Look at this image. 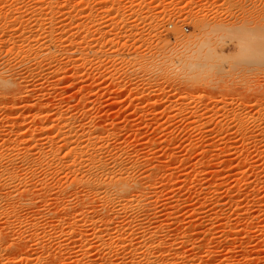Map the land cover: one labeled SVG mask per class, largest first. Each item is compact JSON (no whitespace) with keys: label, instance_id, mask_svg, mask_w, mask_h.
Instances as JSON below:
<instances>
[{"label":"rangeland","instance_id":"rangeland-1","mask_svg":"<svg viewBox=\"0 0 264 264\" xmlns=\"http://www.w3.org/2000/svg\"><path fill=\"white\" fill-rule=\"evenodd\" d=\"M0 72V264H264V0H0ZM91 131L130 208L64 157Z\"/></svg>","mask_w":264,"mask_h":264},{"label":"bare ground","instance_id":"bare-ground-1","mask_svg":"<svg viewBox=\"0 0 264 264\" xmlns=\"http://www.w3.org/2000/svg\"><path fill=\"white\" fill-rule=\"evenodd\" d=\"M105 1V0H104ZM37 4V3H36ZM58 4V3H57ZM108 4V3H107ZM106 4V5H107ZM78 6V5H77ZM101 7V6H100ZM106 7V6H105ZM107 10V9H106ZM53 13V12H52ZM103 14V13H102ZM49 15V14H48ZM82 15V14H81ZM84 15V14H83ZM104 15V14H103ZM91 16V15H90ZM52 17V16H51ZM79 17V16H78ZM99 17V16H98ZM93 18V17H92ZM100 18V17H99ZM102 19V18H101ZM99 20V19H98ZM56 21V20H55ZM59 21V20H58ZM89 21V20H88ZM94 22H96V20L95 21H93L92 23H94ZM101 22V21H100ZM100 22H96L97 24H99V25H96V23H95V25H96V27H98V26H101L100 25ZM103 22V21H102ZM38 23V22H37ZM82 23V22H81ZM93 26H94V24H92ZM103 26V25H102ZM105 26V25H104ZM55 27V26H54ZM83 28V27H82ZM92 28V27H91ZM101 28V27H100ZM78 29V28H77ZM98 29V28H97ZM101 29H103V28H101ZM100 29V34L102 35L101 37H102V39H100V40H97V41H95V42H93V43H88L87 41V45H88V48H89V51H88V48H87V50L86 51H88V52H86V53H88L89 54V56H92L93 58H98L99 59V61H100V58L102 57H100V54L101 55H108L109 56V54L104 50V44H103V40H105V39H107L108 37H109V34H106L105 32L106 31H103V30H101ZM51 30V29H50ZM83 30V29H82ZM53 31V30H52ZM64 31V30H63ZM95 31V30H94ZM92 32V31H91ZM108 33H109V31H107ZM53 33V32H52ZM82 33V32H81ZM90 33V32H89ZM99 33V32H98ZM242 33V32H241ZM246 34V33H245ZM51 35V34H50ZM98 35V34H97ZM48 36H49V34H48ZM54 36V35H53ZM249 36V35H248ZM248 36H246V37H248ZM45 37V36H44ZM52 37V36H51ZM87 37V36H86ZM250 37V36H249ZM92 38H93V36H92ZM244 38V37H243ZM45 39V38H44ZM98 39V38H97ZM247 39H249V38H247ZM62 41H63V39H61ZM74 40V39H73ZM80 40V39H79ZM83 40V39H82ZM108 40V39H107ZM245 40V39H244ZM46 41H48V40H46ZM50 41H51V39H50ZM90 41V40H89ZM93 41H94V39H93ZM106 41V40H105ZM248 41V40H247ZM27 42V41H26ZM72 42V41H71ZM83 42V41H82ZM85 42V41H84ZM92 42V41H91ZM43 43H45V42H43ZM75 43V42H74ZM81 43V42H80ZM47 44H48V42H47ZM242 44V43H241ZM250 44V43H249ZM22 45V44H21ZM80 45V44H79ZM83 45H84V43H83ZM83 45H80V46H83ZM97 45H99L98 47H97ZM257 45V44H256ZM44 46L45 47H48L47 49H45L42 53H41V55H43V57H44V55H48V54H51V53H53V50H52V48H51V46H52V44H51V46L49 45H45L44 44ZM106 46V45H105ZM75 47V46H74ZM80 48V47H79ZM82 48V47H81ZM80 48V49H81ZM199 48H201V47H199ZM245 48H246V46H245ZM248 48V47H247ZM64 49V48H63ZM62 49V50H63ZM83 50H85L84 49V47L82 48ZM81 49V50H82ZM242 49H243V47H242ZM43 50V49H42ZM57 50V49H56ZM67 50V49H66ZM65 50V51H66ZM79 50V49H78ZM253 50H255V49H253ZM55 51V50H54ZM200 51V50H199ZM246 51V50H245ZM25 52V51H24ZM56 52V51H55ZM67 52V51H66ZM78 52H80V51H78ZM243 52V51H242ZM39 53V52H38ZM64 53V52H63ZM68 53V52H67ZM84 52H81V54L82 55H85V57H87L86 56V54H83ZM256 53V52H255ZM31 54V53H30ZM69 54V53H68ZM198 54V53H197ZM248 54V53H247ZM56 55V54H55ZM81 55V56H82ZM193 56L194 57H196L194 54H193ZM193 56H192V58H193ZM206 56V55H205ZM100 57V58H99ZM107 57V56H106ZM201 57V56H200ZM84 58V57H83ZM88 58V57H87ZM86 58V59H87ZM109 58V57H108ZM197 58H198V56H197ZM203 58V57H202ZM85 59V58H84ZM103 59V58H102ZM101 59V60H102ZM105 59V58H104ZM87 63V62H86ZM103 67V66H102ZM195 71V70H194ZM4 73V72H3ZM2 72H0V89H5V90H7L8 88H10L11 86H13V85H17V83L15 84V82H12L11 80H9V79H7V77L6 76H4V74H3ZM189 74V73H188ZM195 76V75H194ZM11 81V82H10ZM13 84V85H12ZM11 85V86H10ZM41 111V110H40ZM39 114V113H38ZM39 117H40V115H39ZM44 117V116H43ZM42 117V118H43ZM39 121V120H38ZM41 121V120H40ZM34 123H35V121H34ZM41 124V123H40ZM66 126V125H65ZM69 127H70V125H68ZM71 126H73V125H71ZM60 127H62V126H60ZM63 128H64V126H63ZM80 128V127H79ZM60 129V128H59ZM58 129V131H60ZM65 129V128H64ZM73 129H75V128H73ZM66 131L67 130H72V129H70V128H67L66 127V129H65ZM62 131H63V129H62ZM66 131H64L65 133H68V132H66ZM75 131V130H74ZM80 131V130H79ZM61 132V131H60ZM71 132V131H70ZM76 132V131H75ZM90 132V131H89ZM96 132H98V131H96ZM62 134H63V132H61ZM63 134V136H66L67 134ZM73 132H71V134H72ZM77 134H79V132L77 131L76 132ZM76 133H73L72 135H75ZM93 133V134H92ZM60 134V133H59ZM77 134H76V136H77ZM89 134V133H88ZM98 134V133H97ZM70 134H68L67 136H69ZM80 135V134H79ZM78 135V136H79ZM92 135V136H91ZM66 136V137H67ZM84 136V135H83ZM85 136H86V134H85ZM84 136V137H85ZM90 136H91V138H89V136H86L85 138H87L88 137V140H84V137H82V139L81 140H83V141H81V142H77L76 140V143H74L73 144V146L71 147V149H68V154H66V156L68 155V157H66V156H64L65 158H69L70 159V161L68 162V163H70L71 162V160L73 161L72 163H71V166L73 167V163H77V166L76 167H78V166H82L83 167V165L85 166L84 168L86 169L85 170V172L83 173V176H82V178H80L81 176H79V178H80V180H81V184L83 183L85 186L84 187H88L89 189H90V191H91V193L92 194H95V197H96V195L98 196V197H100L103 201H105L104 203H108V204H111L110 205V209L112 208V207H115V205L116 204H120V205H123V207H128V208H130L134 203V201H136V199H132L131 200V198H129L128 199V196L130 195V193L132 192V190H134V188H137V182L136 181H131L130 179V177H129V175H131V174H129V172H131V171H128V169L126 168V167H124L123 165H121L120 163L121 162H119V169L117 168V170L115 169V165L113 166V165H111V164H113L112 162L110 163L109 161H107L106 159L104 160V158H102V156H100L99 155V153L101 152L100 151V149L98 150L97 148V145H96V143H98V141L97 140H99V139H97L96 140V138H99V137H97L96 136V133H95V135H94V132H92L91 131V133H90ZM96 136V137H95ZM71 138V137H70ZM81 138V137H80ZM80 138L78 139V140H80ZM64 140H67V139H64ZM73 140V139H72ZM100 140H102V137L100 138ZM55 141V140H54ZM66 142H68V141H66ZM66 142H65V144H66ZM104 142V141H103ZM103 142H101V143H103ZM67 144H69V143H67ZM103 144H105V143H103ZM106 145V144H105ZM104 145V146H105ZM108 145V144H107ZM65 146V145H64ZM67 147H68V145H66ZM71 146V145H70ZM103 147V146H102ZM69 148V147H68ZM101 148V147H100ZM62 149V148H61ZM103 149V148H102ZM51 150V149H50ZM63 150V149H62ZM67 150V149H66ZM70 150V151H69ZM58 151H60V150H58ZM58 151H56V153L58 152ZM49 152V151H48ZM66 152V151H65ZM108 152V151H107ZM51 154V153H50ZM64 154V153H63ZM61 156V155H60ZM40 157V156H39ZM63 158V157H62ZM111 158H113V157H111ZM64 159V158H63ZM68 159V160H69ZM62 160V159H61ZM65 160V159H64ZM63 160V161H64ZM61 162V161H60ZM65 162V161H64ZM28 163V162H27ZM42 163V162H41ZM59 163V162H58ZM62 163V162H61ZM64 164V163H63ZM66 164V165H65ZM64 165L65 166H67V162L65 163ZM74 164V165H75ZM79 164V165H78ZM118 163H116V166H118L117 165ZM68 166H69V164H68ZM75 167V168H76ZM3 168H5V167H3ZM69 168V167H68ZM78 168H80V167H78ZM77 168V169H78ZM84 168L83 169H81V170H84ZM67 169V168H66ZM74 169V168H73ZM72 169V170H73ZM5 170H7V168L5 169ZM80 170V171H81ZM135 170V169H134ZM8 171V172H7ZM7 171H5V172H2L1 170H0V179L2 178V177H4L5 175H7L10 179H11V181H12V178L14 179L16 176L15 175H18L17 173L16 174H13V171L10 169V172H9V170H7ZM73 171H77V170H73ZM79 170L77 171V173L78 172H80ZM15 172V171H14ZM83 172V171H82ZM78 176V175H77ZM17 178V177H16ZM25 178V177H24ZM7 179V178H6ZM78 179V178H77ZM4 180V179H3ZM15 180V179H14ZM79 180V179H78ZM77 180V181H78ZM136 180V179H135ZM6 181V180H5ZM10 181V182H11ZM140 181V180H139ZM1 182V181H0ZM4 182V181H3ZM3 184V183H2ZM142 184V183H141ZM7 185V184H6ZM20 186V185H19ZM71 186V185H70ZM73 186V185H72ZM86 187V188H87ZM1 188V187H0ZM17 188V187H16ZM142 188V187H141ZM25 189V188H24ZM88 189V190H89ZM138 189V188H137ZM29 190V189H28ZM69 190V189H68ZM84 190H86V189H84ZM141 190V189H140ZM7 191V190H6ZM13 191V190H12ZM142 191V190H141ZM3 194V193H2ZM1 194V195H2ZM86 194V193H85ZM18 195V194H17ZM134 196V195H133ZM13 198V197H12ZM15 198V197H14ZM87 199V198H86ZM93 199V198H92ZM142 200V199H141ZM144 200V199H143ZM86 201V200H85ZM99 202V201H98ZM138 202V201H137ZM139 202H140V200H139ZM90 203V202H89ZM136 203V202H135ZM136 205V204H135ZM0 208H2V207H0ZM3 209V208H2ZM109 209V207H108V210H110ZM112 211H113V208L111 209ZM5 212V211H4ZM109 212L110 211H108V214H109ZM111 213V212H110ZM99 215V214H98ZM105 218V217H104ZM105 222V221H104ZM107 231V230H106ZM105 231V232H106ZM133 234V233H132ZM121 237H124V236H121ZM134 238V237H133ZM136 241V240H135ZM110 245V244H109ZM131 245V244H130ZM145 245H146V243H145ZM111 246V245H110ZM134 246V245H133ZM140 246V245H139ZM138 247V246H137ZM143 247V246H142ZM135 248V247H134ZM134 254V253H133ZM144 256V255H143ZM136 257V256H135ZM133 261V260H132ZM159 262H160V260H159ZM132 263V262H131ZM134 264V263H133ZM148 264H161V263H158V261H155V260H150L149 259V261H148Z\"/></svg>","mask_w":264,"mask_h":264}]
</instances>
